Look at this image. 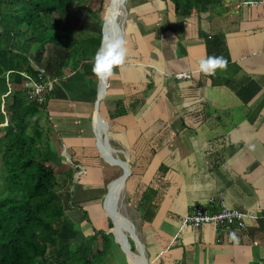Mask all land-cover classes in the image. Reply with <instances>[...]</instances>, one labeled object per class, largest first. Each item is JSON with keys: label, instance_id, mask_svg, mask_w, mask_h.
<instances>
[{"label": "crops", "instance_id": "1", "mask_svg": "<svg viewBox=\"0 0 264 264\" xmlns=\"http://www.w3.org/2000/svg\"><path fill=\"white\" fill-rule=\"evenodd\" d=\"M157 1V7L151 1L132 2L130 10L132 7L138 9L139 19H134L137 20V25L133 28L131 26L132 30L126 31L123 38L127 45L129 36L135 35L130 43L135 50L136 59L124 70L119 71L121 79L110 89L108 80L105 94L108 98L114 100L115 97V100H120L132 96L133 92L137 94L147 90L149 84L153 85V91L146 98L148 104L146 103L139 113H132L118 120L120 125L125 126L126 143L133 152L134 162L136 159L130 141L131 132L135 137L145 135L150 138L155 134L159 137L167 136L161 145L164 147L163 151L169 153L176 175L150 219L143 218L148 208H144L143 204L138 206L142 211L144 236V254L141 256L145 257L148 264H264V217L249 220L244 230L229 227L215 231L209 224L197 229L190 226L181 228L180 224L181 218L189 214L193 207L206 205L211 199H215L216 203L211 208L213 212L219 211L220 200L229 208L244 212L260 215L264 209V0H222L220 4L211 5L209 11L195 12L188 18L177 17L173 8L170 12L168 3L165 4L166 0ZM161 21L162 29L170 22L178 24L177 27L170 24L174 32L167 31L166 39L168 36L174 39V34L183 35L185 30L186 35L191 36L192 40L186 46L180 43L183 52L181 55L187 50L195 49L194 53H188L194 54L190 71L179 70L177 73H190L192 83L199 85L200 95L198 94L192 103V114L187 113L191 107L184 109L178 104L183 118L180 119L177 133L176 129H171L166 122L162 127L159 126L166 115L161 113V102L158 101L157 104L155 101L157 96H154V87L158 86L155 85L158 82L152 80L147 71V67L153 62L150 58L152 51L148 50L150 43L156 38L161 43L164 42L163 35L158 38L156 28ZM176 29L179 32H176ZM216 38L215 43L219 44V47L211 44ZM173 41L163 45L172 48ZM164 46L158 44V47ZM158 54L161 58L157 61H167L164 52L159 51ZM208 55L223 56L228 61L227 68L217 70L214 74L205 73L203 76L199 71L198 62ZM79 83L80 86L76 88H80V92L71 89L72 96L59 101H49L47 111L51 118L57 116L54 111L63 108H69V111L71 108L75 111L79 109L86 115H83L84 118L93 116L97 90L91 92L88 87L91 83L82 79ZM94 84L98 89V82ZM116 86L118 91L115 94ZM186 86L182 85L184 89ZM178 96L179 99L181 93ZM151 103L155 107L151 106ZM52 107L56 109L51 110ZM100 108L99 104V113ZM149 109L153 112L147 113ZM62 111L67 113L64 109ZM68 119H65L66 130ZM105 121L108 124L107 120ZM6 125L7 121L0 125V137L4 134L2 128ZM50 141L48 158L52 160L54 151L58 150V143L52 136ZM186 144L191 149L185 151L186 156L182 159L176 151H180ZM93 145L94 135L92 147H81L84 151L83 157L87 153H95ZM74 148L78 149V146H73ZM195 153H198L197 160L189 156ZM198 166L200 171L195 173L192 168ZM2 168L0 156V170ZM101 175L103 183L106 173L104 175L102 166ZM101 189L86 191L81 188L82 193L76 196V203L97 200L100 204V200H103ZM151 209L152 207L149 208ZM132 242L136 251V242L133 239ZM129 259L132 264H136L130 255ZM116 264L119 262L116 261Z\"/></svg>", "mask_w": 264, "mask_h": 264}, {"label": "trees", "instance_id": "2", "mask_svg": "<svg viewBox=\"0 0 264 264\" xmlns=\"http://www.w3.org/2000/svg\"><path fill=\"white\" fill-rule=\"evenodd\" d=\"M166 1L172 5L177 17L188 18L195 12L209 11L211 5L220 4L222 0ZM109 2L81 0V5L78 0H0V125L7 121L0 137L3 165L0 170V264H38L41 261L45 264H116L115 254L120 249L113 241V234L108 232L112 223L108 221L107 228L100 230L91 226L84 206L70 203L66 208L62 191L69 184L73 185L74 173L80 171V165L91 167L92 173V169L102 166L104 175L111 172L117 176L122 172L121 168H108L109 172L102 161L99 164L98 155L87 153L83 157L81 148L70 156L71 167L58 172L45 167L51 161L48 150L52 134L56 133L58 137L59 133L65 132V118L59 116L57 119L62 118V125H57L47 111L49 101L55 97L68 98L63 85L67 78L65 67L69 66L71 73L80 75L85 82H98L91 70V61L101 42V26ZM81 7V17L75 18ZM161 30L174 32L170 24ZM159 32L158 29L157 34ZM216 41L217 38L211 44L219 47ZM113 72L114 75L108 78V89L117 82L118 68ZM22 73L36 81L50 79L56 82L46 102L28 99L26 77ZM187 89L189 91L190 86ZM198 89L199 85H195L194 90ZM152 91L153 85L149 84L144 97L137 93L118 100L112 117L117 119L139 113L144 108L147 94ZM100 114L108 120L101 108ZM43 122H46L45 126ZM130 135L136 161L130 164L132 173L125 184L129 187L132 182L130 202L148 208L143 217L147 220L162 202L176 175L169 153L163 151L161 145L167 136L135 137L132 132ZM83 158L87 160L83 161ZM89 159H92L91 163ZM146 161L147 169H144ZM93 175L94 178L79 176L78 185L84 183L86 189H103L102 175L98 171ZM85 179H90L91 184ZM94 182L98 185L93 186ZM77 211L78 216H82L77 221L88 222L91 230L89 234L81 231L62 242L64 219L70 212V216L75 217ZM130 244L134 251L132 241Z\"/></svg>", "mask_w": 264, "mask_h": 264}, {"label": "rangeland", "instance_id": "3", "mask_svg": "<svg viewBox=\"0 0 264 264\" xmlns=\"http://www.w3.org/2000/svg\"><path fill=\"white\" fill-rule=\"evenodd\" d=\"M81 3V0H78ZM111 1V0H110ZM144 2L147 1H151L153 2L152 4L157 7V4L159 3V1L157 0H142ZM133 3H136V0H126L124 6H122L121 10H120V14L118 18V22L120 23L119 25L122 27L123 32L125 34L126 31L130 32L132 30L133 27H135L137 25V20L135 21L134 19L137 17H139L138 15V9H134L133 7L130 10V7ZM158 2V3H157ZM168 3L167 1H165V4ZM110 4V2H109ZM109 4L107 6L108 12H107V17L111 18V14H112V10L109 9ZM138 4V3H137ZM82 5V3H81ZM159 5V4H158ZM167 6V5H166ZM116 7L119 9L120 7V0L116 1ZM168 10L171 12L172 11V6L170 3H168L167 6ZM106 9V11H107ZM114 10H116V8H114ZM83 13V8L81 7L79 10L76 11L75 13V18L77 17H81V14ZM106 13V12H105ZM110 13V16H108V14ZM114 17H112L113 19ZM133 19V20H132ZM139 19V18H138ZM139 22V21H138ZM173 25H177L178 24H174L171 23ZM132 26V28H131ZM140 27V25L138 26ZM159 27V28H158ZM158 27H156L157 29L160 30L159 32V37L161 35H163V43H161L160 41L156 40L150 43V46L148 47V50L152 51L150 53V58L153 61L152 63L149 64V67H147V71L150 74V77L152 80L158 82L154 87V96L156 95V102L158 104V101L161 102L160 107H161V113L166 116H164V120H162L159 123V126H163L165 124V122L167 124H169V127L172 129H176L175 132L177 133V129L180 128V119L183 118L181 117L182 113H180L179 111L181 110V108H190L188 109L187 113L192 114L191 112L193 111L192 108V103H194L195 97H198V94L200 95V93H198V90L195 91L194 87L195 85L192 83V75L190 73H186L188 75V78L186 79H178L177 78V71L179 70H189L191 69V63H192V59L194 57V54H188V53H194L195 49L192 50H187L188 48H185V50H187L186 53H183L180 49V43H182L184 46H186V44H188L189 42H191L192 38H190V35H186V30L185 32L182 34H174V39L170 36H168V38L166 39V35L167 31H163L161 30V28L163 27V23L162 21L160 22V24L158 25ZM136 30V29H135ZM101 31H102V26H101ZM176 32H179L178 29H176ZM135 35H130L128 38V44L126 45L127 47V57L125 62L123 63L122 66H120L118 68V71L121 72V70H124L127 65L129 64L128 62H130L131 60H135L136 57L134 56L135 54V50L132 49L131 46V39L134 38ZM125 37V36H124ZM125 40V38H123ZM174 40V41H173ZM170 41H173L171 44L170 48L169 46L165 47L163 44L165 43H171ZM158 44L160 46H164V48L162 47H158ZM158 48V49H156ZM159 51L162 53H165V57L167 59L166 62H161V61H157L160 60V56H159ZM65 75L67 78H65L63 81V85L64 88L67 91L68 96H72L73 93H71V89H74L75 92H80V88H76L80 86L79 81L81 80L80 75L78 74H74L75 76H73V74L71 73L70 67H65ZM8 77V75H7ZM76 78V79H73ZM79 79V80H78ZM121 78L119 76V74H117L116 80L119 81ZM190 85V90L188 92H186L187 87H189ZM90 85V86H88ZM87 86L89 87L90 91L92 92H96L97 87L96 84H88ZM182 85H187L185 87V89L182 87ZM84 86V85H82ZM55 87V86H54ZM83 91V90H82ZM81 91V92H82ZM84 91H86V89H84ZM118 91V86L115 87V91L114 93L116 94ZM74 92V93H75ZM186 92V95H184V93ZM146 93L145 91L139 92L138 94L142 97H144ZM181 93V97L178 99V94ZM106 94V93H105ZM136 95L135 92H133L134 96ZM150 95V93L147 94L146 97H148ZM69 96V97H70ZM81 97H83V95H80ZM105 97L103 99H101L100 101V107H101V113L106 114L108 117V127L106 129V134H107V141L104 138V133L102 135L101 133V142L99 143L98 141V145L96 144V140H97V135L99 137V133L100 130H98V124L96 123V121H94V126L92 123V117L89 118H84L83 117V113L77 109L75 111V109L71 108L69 111L68 109L63 108L64 110L67 111V113L64 111H62L63 109H57V111H54V115H57L56 117H54V121L57 122V125L59 124V126L61 127L62 125V121L61 119H57L58 116H64V118L67 120L68 119V124H67V130L65 129V132H61L59 133V136L57 137L56 133L52 134V137L56 139L57 143H58V147H57V152H55V156L52 157V160L50 162H48L47 164H45V166L47 167L48 170H52L55 172H58L62 169H66L71 167L72 165V161L70 159V156L72 155L73 151L75 152V148L73 149V146H78V149H80L81 147H92V139H93V135H94V139H95V145H93L95 147V153L93 151V155H98L97 160H99V164H101L100 162L102 161L103 164H105L106 169L108 168H113V167H120L122 172L120 175H112L111 176V172L110 175L106 174V177L104 178V182H103V189L101 194L103 196V200H100V204L97 202V200H92L88 203H86V201L83 202H79V205L84 206L83 209L87 212L88 214V218L90 220V224L91 226L97 228L98 230L100 229H104L105 226H108V221H110L112 223V228L109 229V233L113 234V241L114 243H116L120 249V252H116L115 254V259L116 261L119 262V264H132V262L129 259V253L131 251V254H135L137 256H141V254L143 253L144 250V240H143V233H142V211L140 210V208H138L137 206H134L133 203L130 202L129 200V193L130 191V185L132 182L129 183V187H124L123 189L119 188L118 193L115 194V209H116V213L119 216L121 222L123 223V237L122 239L125 241V243L123 244L120 240V238L114 233L115 229L117 228V224L114 221L110 210L106 204V195L109 191L108 187L109 184H112L111 182L114 180V178L117 176L120 177L123 173L124 170L122 169V167L119 164H115L118 163L119 161H123L125 163H127L128 167H130V164L134 162V157H133V152L130 149V147L127 145L126 141H127V137H126V132H125V126L120 125V120L115 119L114 117H112L113 115L111 114V112L113 113L115 111V103L118 100H114L111 98L106 97V95H104ZM192 97V98H191ZM78 98V97H77ZM61 98L59 97H55L52 100L54 101H59ZM73 100V99H72ZM191 100H193V102H191ZM94 101V97L92 99V103ZM147 101H145L144 107L146 105ZM153 103V102H152ZM151 103V104H152ZM164 103V104H163ZM148 104V103H147ZM178 104H180L181 108L179 109ZM158 106V105H157ZM82 108V107H80ZM56 108H53L51 110H55ZM93 109V108H92ZM184 111V110H183ZM57 112H59L57 114ZM153 112L152 109H149L147 111V113H151ZM159 112V110L157 111V113ZM67 115H69L67 117ZM188 115V114H187ZM86 116V115H84ZM162 116V115H161ZM175 117V118H173ZM165 118L167 120H165ZM109 124L111 127V132H109ZM43 125H46V122H43ZM90 127V128H89ZM158 127V125H157ZM143 128V126H142ZM206 129V128H205ZM69 130V131H68ZM99 131V132H98ZM93 134H92V133ZM175 133V134H176ZM149 135V133H148ZM75 137H77V139H74ZM171 138H172V134H171ZM71 148V149H70ZM196 147H194L195 149ZM190 146L189 145H185L183 147H181L180 151H176V154H179V157H181L183 159L184 156H186L185 152L186 150H190ZM193 149V148H192ZM49 150H50V145H49ZM48 150V153H49ZM54 154V153H53ZM194 155V157H193ZM91 156V154H90ZM191 158L194 159H198V153L195 154H190L189 155ZM87 158H85L84 161H86ZM92 159H89V163H91ZM186 163V161H185ZM195 163V161L193 162ZM194 164H192L193 166ZM147 163L144 162V169H147ZM83 165H80V171L75 172L74 173V183L73 185L69 184L63 191H62V196L66 205V208H69V204L72 202L73 204H75L76 206V201L75 198L76 196L78 197L79 195H81V188H83L84 190L88 191V190H99L100 188H93V189H86L83 185L84 183H79L78 185V178L79 176H82L84 178L89 177V176H93V173H95V171H98L99 175L101 176V167L100 169H92L93 173L89 171V169H91V167H86ZM87 169V170H86ZM195 170V173L199 172V166L192 168ZM191 169V170H192ZM106 173V172H105ZM96 178H98V176H96ZM116 178V179H117ZM85 181L89 182L88 184H91V180L89 179H85ZM0 184H1V179H0ZM93 186L98 185V183L94 182ZM95 191H91V193H94ZM101 196V198H102ZM106 196V197H105ZM112 200V199H111ZM104 201V203H103ZM104 204V205H103ZM72 205V204H71ZM105 207V209H104ZM78 212H75V217H69L67 216L64 219V222L62 224L63 226V231L61 233V241L62 242H66L68 241L72 236L75 237V235L81 233V231L83 232V234H89V231L91 230L90 224L88 222H78L77 218L82 219V216H78ZM124 226H129V229L124 228ZM107 228V227H106ZM105 228V229H106ZM129 231V232H128ZM134 234L135 238L131 235ZM127 239V241H126ZM135 240V244H136V251H132V247L130 248L129 251V245L130 241ZM133 243V242H132ZM115 249V248H114ZM117 250V248L115 249ZM144 256V255H143ZM145 258V257H144ZM115 261V263H116ZM41 264H45L44 261L39 262ZM38 263V264H39ZM136 263V262H135ZM137 264V263H136Z\"/></svg>", "mask_w": 264, "mask_h": 264}, {"label": "built area", "instance_id": "4", "mask_svg": "<svg viewBox=\"0 0 264 264\" xmlns=\"http://www.w3.org/2000/svg\"><path fill=\"white\" fill-rule=\"evenodd\" d=\"M37 69L44 74L43 70L39 68ZM22 74L26 77L25 88L28 99L39 103L46 102L47 95L54 89L56 82L50 79L36 81L25 73ZM177 78L186 79L188 78V75L186 73H179L177 74ZM9 92L10 90L3 96V98L7 96ZM215 204V199H211L206 205H197L193 207L189 214L181 218V228L190 226L197 229L205 224H209L215 231L228 229L229 227L237 230H244L246 229L249 220L252 221L264 217V209L260 215L253 212H244L238 209L229 208L223 200H220L219 202V211L213 212L211 211V208L215 206Z\"/></svg>", "mask_w": 264, "mask_h": 264}, {"label": "clouds", "instance_id": "5", "mask_svg": "<svg viewBox=\"0 0 264 264\" xmlns=\"http://www.w3.org/2000/svg\"><path fill=\"white\" fill-rule=\"evenodd\" d=\"M127 57L126 41L122 37L101 38L100 45L92 57V72L98 80H107L114 75L113 69L123 65ZM228 61L219 55H208L198 62L199 71L214 74L227 68Z\"/></svg>", "mask_w": 264, "mask_h": 264}, {"label": "bare ground", "instance_id": "6", "mask_svg": "<svg viewBox=\"0 0 264 264\" xmlns=\"http://www.w3.org/2000/svg\"><path fill=\"white\" fill-rule=\"evenodd\" d=\"M116 1L117 0H112V3L109 6V9L112 10V14H111V18L108 17V20H109L108 24L109 25L107 24L108 26L106 27V30H105V35L112 38V39H115V38H113L114 35H110V33H111L110 32V25H111V22H113L112 17H115V16L119 17L120 10L122 8L121 5H120L119 9L116 7ZM114 8H116V10H114ZM108 16H110V13L108 14ZM103 84H104V80L101 81L100 86L98 87L99 101H101V99L104 98V95L106 93L105 89H107L106 85L103 86ZM94 119H95L94 121H96V123L98 124V128H99L98 130H100L99 136H101V133H102V135H103V133H105L107 124L104 120H100L98 116H96V118H94ZM101 141L102 140L99 139V143ZM123 163H125V162L119 161L118 163H115V164H119L122 167V169L125 171V168H126L125 165L126 164H123ZM116 180L117 181H115V182H111L112 184L110 185V187H108L109 194L106 197V204L110 210V213H111L114 221L117 224V228L115 229L114 233L121 239L120 241L124 244L125 242L122 239V237H123V232H122L123 231L122 230L123 229V223L121 222L119 216L116 213L115 204H114L115 194L118 193L119 188L123 189V182H124L123 180H125L124 179V173L120 177H118ZM124 228L129 229V226H124ZM131 235L135 238L133 233ZM129 255H130V258L133 259L137 264H146V262L142 256H137L135 254L133 255V254H131V252L129 253Z\"/></svg>", "mask_w": 264, "mask_h": 264}, {"label": "water", "instance_id": "7", "mask_svg": "<svg viewBox=\"0 0 264 264\" xmlns=\"http://www.w3.org/2000/svg\"><path fill=\"white\" fill-rule=\"evenodd\" d=\"M125 1L126 0H120V5L121 6H124V4H125ZM112 3V0L110 1V4ZM110 4H109V6H110ZM109 8V7H108ZM107 12H108V9H107V11H106V13L104 14V20H103V25H102V37L103 36H106L105 35V30H106V27L109 25L108 24V17H107ZM110 18V17H109ZM113 20V22H111V25H110V35H114L113 36V38H118V37H122L123 38V34H124V32H123V29H122V27L119 25L120 23L118 22V19H117V16H115L114 17V19H112ZM108 24V25H107ZM100 83H101V80H98V87L100 86ZM107 83H108V79L107 80H104V84H103V86H105L106 85V88H107ZM105 91H106V89H105ZM99 103H100V101H99V94H98V89H97V92H96V96H95V101H94V113H93V117H92V123H93V126H94V118H96V116H98L99 117V119L100 120H104L102 117H101V115H100V113H99ZM105 121V120H104ZM106 122V121H105ZM107 124V123H106ZM107 127H108V125H107ZM101 138H102V136H99L98 137V135H97V145H98V141H99V139L101 140ZM104 138H105V140L107 141V134H106V132L104 133ZM123 164H126V163H123ZM125 171H124V179L125 180H123L124 182H123V186H125V182H126V180H127V178L131 175V170H130V168L127 166V164L125 165ZM115 181H117V180H114V181H112V182H115ZM109 194V191H108V193H107V195ZM106 195V196H107ZM126 241H127V239H126ZM130 248H131V246L129 245V251H130ZM131 252V251H130ZM144 260H145V262H146V264H148L147 263V261H146V259L144 258Z\"/></svg>", "mask_w": 264, "mask_h": 264}]
</instances>
